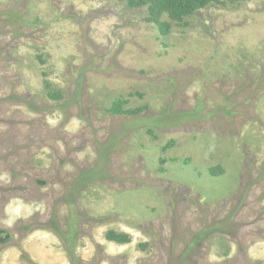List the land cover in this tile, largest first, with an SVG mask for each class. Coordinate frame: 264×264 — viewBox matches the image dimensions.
Returning <instances> with one entry per match:
<instances>
[{"label":"rangeland","instance_id":"rangeland-1","mask_svg":"<svg viewBox=\"0 0 264 264\" xmlns=\"http://www.w3.org/2000/svg\"><path fill=\"white\" fill-rule=\"evenodd\" d=\"M147 14L0 0V264H264V0Z\"/></svg>","mask_w":264,"mask_h":264},{"label":"trees","instance_id":"trees-1","mask_svg":"<svg viewBox=\"0 0 264 264\" xmlns=\"http://www.w3.org/2000/svg\"><path fill=\"white\" fill-rule=\"evenodd\" d=\"M125 1L131 7H143L147 8L148 22L157 24L161 32L166 33L169 30V23L162 21L163 14H168L171 20H181L184 16H187L194 11L207 6L212 0H121ZM238 1V0H232ZM48 96L53 99H60L61 94L53 91H49ZM116 113H135L138 109L126 110L120 108L119 102H116L112 108ZM107 239L118 243L129 242V237L125 233H115L112 230L107 232Z\"/></svg>","mask_w":264,"mask_h":264}]
</instances>
